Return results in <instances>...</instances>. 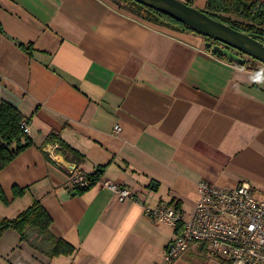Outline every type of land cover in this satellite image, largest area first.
I'll use <instances>...</instances> for the list:
<instances>
[{
  "label": "crops",
  "instance_id": "obj_1",
  "mask_svg": "<svg viewBox=\"0 0 264 264\" xmlns=\"http://www.w3.org/2000/svg\"><path fill=\"white\" fill-rule=\"evenodd\" d=\"M182 1L201 10L208 2ZM251 67L111 0H0V101L29 118L33 141L0 171V220L38 201L51 234L74 248L50 257L52 242L36 230L21 240L10 229L0 264H160L176 229L144 207L190 217L200 180L248 182L263 200L264 79ZM52 132L83 159L56 153ZM99 168V182L76 193L75 176ZM107 181L148 191L142 203L118 201ZM174 264L224 263L196 242Z\"/></svg>",
  "mask_w": 264,
  "mask_h": 264
},
{
  "label": "built area",
  "instance_id": "obj_2",
  "mask_svg": "<svg viewBox=\"0 0 264 264\" xmlns=\"http://www.w3.org/2000/svg\"><path fill=\"white\" fill-rule=\"evenodd\" d=\"M255 76L257 81L264 79V68L257 69ZM22 127L30 136L29 123L23 122ZM119 130V126L114 129ZM74 183L87 186L86 175L77 174ZM104 186L118 201L132 199L142 203L148 191L109 181ZM197 192L198 199L190 217L174 206L144 207V215L152 222H162L176 229L160 264H174L196 242L204 244L208 255L224 264H264V199L256 198L251 185L242 182L234 188H223L200 180Z\"/></svg>",
  "mask_w": 264,
  "mask_h": 264
},
{
  "label": "trees",
  "instance_id": "obj_3",
  "mask_svg": "<svg viewBox=\"0 0 264 264\" xmlns=\"http://www.w3.org/2000/svg\"><path fill=\"white\" fill-rule=\"evenodd\" d=\"M129 14L140 18L148 23L166 27L180 32L195 33L192 28L172 19L171 17L156 11L134 0H111ZM191 5L189 2L187 3ZM201 10V9H200ZM208 16L219 20L229 26L238 29L253 38L264 42V1L259 0H208L206 9L202 10ZM196 34V33H195ZM22 46V45H20ZM207 49H209L207 47ZM27 50V49H26ZM213 53V52H212ZM220 58H226L216 53ZM29 118L23 115L16 107L5 101H0V171L4 169L15 157L33 144L30 136L25 134L23 122L29 123ZM48 144H56L55 152L65 158L82 160L83 156L63 141L56 133H50L46 139ZM49 159V155L46 154ZM103 168H99L91 174H87V186L76 185L74 190L83 194L95 186L101 179ZM26 189L13 187L14 197H21ZM0 201L7 203L2 189L0 188ZM52 219L41 205L35 201L30 207L19 213L14 218H2L0 220V238L6 230L16 231L21 240L28 239L27 230H36L47 243L52 242V249L48 256L71 255L74 248L56 238L50 232ZM38 249L41 245L35 244Z\"/></svg>",
  "mask_w": 264,
  "mask_h": 264
},
{
  "label": "water",
  "instance_id": "obj_4",
  "mask_svg": "<svg viewBox=\"0 0 264 264\" xmlns=\"http://www.w3.org/2000/svg\"><path fill=\"white\" fill-rule=\"evenodd\" d=\"M140 4L159 11L172 19L192 28L196 34L204 38L218 41L227 47L264 64V42L251 37L250 35L235 29L228 24L215 20L202 10L187 4L182 0H134ZM206 46L220 56L244 66L246 58L235 57L226 54L221 46H213L207 42Z\"/></svg>",
  "mask_w": 264,
  "mask_h": 264
},
{
  "label": "flooded vegetation",
  "instance_id": "obj_5",
  "mask_svg": "<svg viewBox=\"0 0 264 264\" xmlns=\"http://www.w3.org/2000/svg\"><path fill=\"white\" fill-rule=\"evenodd\" d=\"M204 39H205L206 43L207 42H211L213 46H221L225 50L226 54L233 55L235 57L245 58V55H243L242 53H240L237 50H234V49H232L230 47H227L226 45H224V44H222V43H220L218 41H214V40L208 39V38H204Z\"/></svg>",
  "mask_w": 264,
  "mask_h": 264
},
{
  "label": "rangeland",
  "instance_id": "obj_6",
  "mask_svg": "<svg viewBox=\"0 0 264 264\" xmlns=\"http://www.w3.org/2000/svg\"><path fill=\"white\" fill-rule=\"evenodd\" d=\"M204 38V37H203ZM246 58V60H247V65L249 64L250 66H252V67H260V68H264V64L263 63H261V62H259V61H257V60H254V59H252V58H249V57H245ZM251 67V68H252ZM29 234L32 236L33 234H32V232L31 231H29Z\"/></svg>",
  "mask_w": 264,
  "mask_h": 264
},
{
  "label": "clouds",
  "instance_id": "obj_7",
  "mask_svg": "<svg viewBox=\"0 0 264 264\" xmlns=\"http://www.w3.org/2000/svg\"><path fill=\"white\" fill-rule=\"evenodd\" d=\"M256 82H259V81H256Z\"/></svg>",
  "mask_w": 264,
  "mask_h": 264
}]
</instances>
